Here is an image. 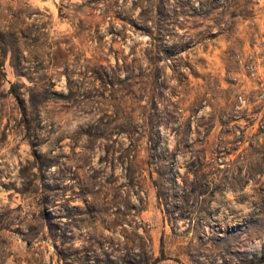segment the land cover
Returning <instances> with one entry per match:
<instances>
[{
	"label": "rangeland",
	"instance_id": "1",
	"mask_svg": "<svg viewBox=\"0 0 264 264\" xmlns=\"http://www.w3.org/2000/svg\"><path fill=\"white\" fill-rule=\"evenodd\" d=\"M0 264H264V0H0Z\"/></svg>",
	"mask_w": 264,
	"mask_h": 264
},
{
	"label": "trees",
	"instance_id": "2",
	"mask_svg": "<svg viewBox=\"0 0 264 264\" xmlns=\"http://www.w3.org/2000/svg\"><path fill=\"white\" fill-rule=\"evenodd\" d=\"M151 35V32H148Z\"/></svg>",
	"mask_w": 264,
	"mask_h": 264
}]
</instances>
